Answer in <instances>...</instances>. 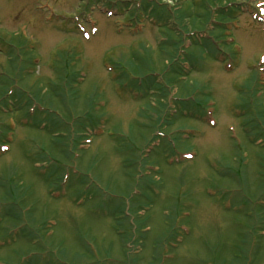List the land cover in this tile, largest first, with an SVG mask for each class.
Segmentation results:
<instances>
[{"label":"rangeland","instance_id":"obj_1","mask_svg":"<svg viewBox=\"0 0 264 264\" xmlns=\"http://www.w3.org/2000/svg\"><path fill=\"white\" fill-rule=\"evenodd\" d=\"M0 264H264V0H0Z\"/></svg>","mask_w":264,"mask_h":264}]
</instances>
